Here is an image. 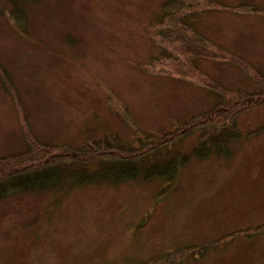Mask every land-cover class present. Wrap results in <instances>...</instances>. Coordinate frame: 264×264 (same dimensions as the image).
<instances>
[{
    "label": "rangeland",
    "instance_id": "obj_1",
    "mask_svg": "<svg viewBox=\"0 0 264 264\" xmlns=\"http://www.w3.org/2000/svg\"><path fill=\"white\" fill-rule=\"evenodd\" d=\"M13 1L0 5L11 10ZM250 1L256 10L206 7L195 21L264 74V0ZM161 2L24 1L19 28L0 11V64L12 86L0 80V155L25 145L15 91L35 137L74 146L100 138L135 146L138 135L207 108L214 99L207 87L148 68L159 64ZM198 63L229 88H258L225 60ZM263 122L264 105L238 115L240 137L219 154L192 155L164 195L156 196L162 181L149 179L0 197V264H264V128L251 132ZM222 235L197 258L154 262L178 245Z\"/></svg>",
    "mask_w": 264,
    "mask_h": 264
},
{
    "label": "trees",
    "instance_id": "obj_2",
    "mask_svg": "<svg viewBox=\"0 0 264 264\" xmlns=\"http://www.w3.org/2000/svg\"><path fill=\"white\" fill-rule=\"evenodd\" d=\"M24 1L30 0H14L11 10L0 5L1 13L18 28L23 23ZM216 6L240 11L256 10L250 0H238L233 5L222 0H162L161 12L156 16L161 29L155 33L160 45L159 64L154 67L155 62H150L148 68L205 86L213 93L214 99L207 108L177 122L172 129L138 135L135 146L115 140L107 143L104 138L75 146L66 142L41 141L32 134L23 118V105L18 101L16 91L12 92L10 96L21 120L25 145L15 153L0 155V197L24 191L61 190L84 182L116 184L122 180L149 179L162 181L156 196L164 195L174 185L177 171L192 155L201 158L224 152L230 142L241 135L236 124L238 115L264 105V74L242 55L215 44L197 27V13ZM202 58L232 63L254 80L258 88L249 91L225 86L199 65L198 60ZM9 77L0 64V80L6 90H12L7 83ZM263 128L264 122L251 132ZM194 131L198 132L195 143L189 150H181L182 139ZM223 238L222 235L200 245H178L155 257L154 262L176 261L178 257L181 259L195 252L197 256H193L197 258L204 249L218 244ZM177 261L175 264L181 262Z\"/></svg>",
    "mask_w": 264,
    "mask_h": 264
}]
</instances>
